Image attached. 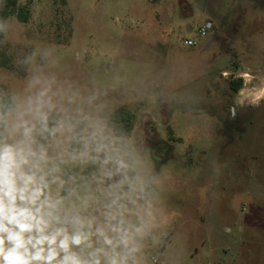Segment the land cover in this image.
I'll list each match as a JSON object with an SVG mask.
<instances>
[{
    "label": "rangeland",
    "instance_id": "rangeland-1",
    "mask_svg": "<svg viewBox=\"0 0 264 264\" xmlns=\"http://www.w3.org/2000/svg\"><path fill=\"white\" fill-rule=\"evenodd\" d=\"M19 3L31 16L7 21L0 89L54 75L126 147L154 206L139 264H264V0ZM229 68L250 73L232 98ZM123 109L129 136L111 125Z\"/></svg>",
    "mask_w": 264,
    "mask_h": 264
},
{
    "label": "clouds",
    "instance_id": "clouds-1",
    "mask_svg": "<svg viewBox=\"0 0 264 264\" xmlns=\"http://www.w3.org/2000/svg\"><path fill=\"white\" fill-rule=\"evenodd\" d=\"M82 102L42 71L23 92L0 89V264H139L147 183Z\"/></svg>",
    "mask_w": 264,
    "mask_h": 264
},
{
    "label": "trees",
    "instance_id": "trees-1",
    "mask_svg": "<svg viewBox=\"0 0 264 264\" xmlns=\"http://www.w3.org/2000/svg\"><path fill=\"white\" fill-rule=\"evenodd\" d=\"M11 16H17L19 21L28 22L31 16L28 5H21L19 0H3L0 4V20L7 24ZM4 39V32H0V68H7L10 65V57L1 49ZM235 90H239L241 83H232ZM115 134L129 136L134 129L135 115L127 109L120 110L111 121Z\"/></svg>",
    "mask_w": 264,
    "mask_h": 264
},
{
    "label": "crops",
    "instance_id": "crops-1",
    "mask_svg": "<svg viewBox=\"0 0 264 264\" xmlns=\"http://www.w3.org/2000/svg\"><path fill=\"white\" fill-rule=\"evenodd\" d=\"M234 55V56H233ZM232 56L235 58L236 55L235 53L232 54ZM249 73V72H248ZM230 75H234L232 78H228V76ZM245 75H250L247 74V73H239V74H235V70L229 68V70H223L222 71V78H220L221 80H223V83H224V90H223V94H228L231 98L234 96V95H237L240 93V89H241V86H240V89L239 90H235V86L232 85V83L236 82V83H242V79L245 78ZM251 77V76H250ZM236 81H234L235 79ZM239 80V81H237ZM225 85H226V88H225ZM258 90L256 88H254L253 90H250V93H252L253 95L255 94V92H257ZM260 91L262 92V96H264V88L263 90L260 89ZM252 99L250 98V101ZM252 104V103H251ZM192 259H194V256H191Z\"/></svg>",
    "mask_w": 264,
    "mask_h": 264
},
{
    "label": "built area",
    "instance_id": "built-area-1",
    "mask_svg": "<svg viewBox=\"0 0 264 264\" xmlns=\"http://www.w3.org/2000/svg\"><path fill=\"white\" fill-rule=\"evenodd\" d=\"M213 29V24L211 22L206 23L204 26H202L201 28H199L198 30V34L200 36H206L207 33ZM189 46H193L195 43L193 41H188L186 42ZM153 261H157L156 257H153Z\"/></svg>",
    "mask_w": 264,
    "mask_h": 264
}]
</instances>
